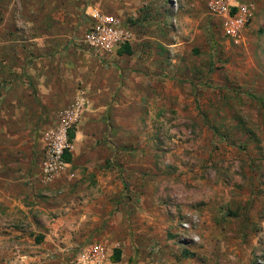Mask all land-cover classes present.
<instances>
[{"label": "rangeland", "instance_id": "374dc122", "mask_svg": "<svg viewBox=\"0 0 264 264\" xmlns=\"http://www.w3.org/2000/svg\"><path fill=\"white\" fill-rule=\"evenodd\" d=\"M208 2L127 0L129 10L122 19L132 26L133 41L141 32H150L152 41L141 47L145 51L138 53L139 65L109 64L117 67L112 71L118 72L119 86L107 107L106 133L88 152L91 169L103 177L114 172L115 180L121 181V198L127 206L161 219L155 240L152 225L145 227L147 236L137 237L127 215L130 210H125L124 224L136 254L150 256L155 247L160 253L169 235L177 247L200 244L194 214L208 206L225 232L216 243L209 242L207 259L211 264H231L232 259L223 256L225 243L243 248L248 230L256 224L250 210L243 207L240 214V207L233 210L224 200L235 198L238 191V198L250 202V195L260 196L264 187V56L260 59L250 52L253 46L264 45V0H240L251 4L253 16L237 43L222 35L218 20L207 12ZM82 155L81 149L78 156ZM87 179L91 184L97 181ZM70 184L74 182L61 183ZM216 198H222L220 205ZM115 203L105 219L109 225L119 219L121 201ZM167 218L175 221L174 234L165 233ZM112 225L108 248L115 243L110 241L116 231ZM232 228L239 232L237 238L229 234ZM100 229L85 233L88 237L71 252L90 242L102 244ZM139 260L133 257L128 264ZM245 261L264 264L262 253Z\"/></svg>", "mask_w": 264, "mask_h": 264}, {"label": "crops", "instance_id": "0c3cea01", "mask_svg": "<svg viewBox=\"0 0 264 264\" xmlns=\"http://www.w3.org/2000/svg\"><path fill=\"white\" fill-rule=\"evenodd\" d=\"M92 8L121 18L129 10L127 0H0V264H67L76 251L72 253L71 249L88 237L85 233L90 235L97 228H101L98 238L106 246L112 224L105 219L116 201H121V211L112 225L116 231L110 241L115 243L113 248L106 246L112 254L120 250L121 259L115 264H128L133 257L140 259L139 264H211L208 244L211 240L216 243L225 231L216 225L215 212L208 206L196 209L194 214L200 224V244L177 247L176 239L169 235L160 253L155 247L150 256L136 254L130 245L132 235L124 224L125 210H130L127 215L137 237L149 233L146 225L160 226L161 219L152 214L146 217L127 206L121 198V181L115 180L114 172L103 177L102 172L90 168L88 151L106 133L107 107L119 86L118 72L112 71L117 67L112 68L110 63L139 65L142 58L137 59L138 53L145 51L141 47H148L152 41L150 32H141L128 45L129 54L119 55L121 48L110 54H94L82 42ZM250 52L261 59L264 45L260 49L253 46ZM79 89L84 90L88 105L73 130L69 164L70 169L76 168L72 172L69 169L60 181L41 185L39 136L57 123L59 113L70 105ZM261 145L264 148L263 140ZM81 149L84 155L78 156ZM92 177L97 178L95 184L87 179ZM72 181L70 186L61 185ZM259 193L250 195V202L238 198V191L235 198L224 200L233 210L240 207V214L243 207L250 210L251 221L256 224L253 231L248 230L243 248L220 243L223 256L232 259L231 264H248L245 259H252V254L262 253L264 258V187ZM216 199V205H220L222 198ZM167 220L165 233L174 234L175 221ZM232 229L229 234L237 238L239 232ZM155 230L151 235L154 240L153 233L160 229Z\"/></svg>", "mask_w": 264, "mask_h": 264}, {"label": "built area", "instance_id": "2783aa9c", "mask_svg": "<svg viewBox=\"0 0 264 264\" xmlns=\"http://www.w3.org/2000/svg\"><path fill=\"white\" fill-rule=\"evenodd\" d=\"M251 11L249 5L237 0H209L207 3V12L218 20L222 35L236 43L253 16ZM87 17L90 22L82 42L94 54H110L132 43L133 28L121 17L97 8H92ZM87 105L84 90L79 89L70 105L59 113L57 123L40 134L42 158L38 181L41 185L49 186L68 174L70 164L64 155L73 150L69 134L80 122ZM183 227L189 226L183 224ZM111 258L112 252L105 245L90 242L79 246L67 264H115Z\"/></svg>", "mask_w": 264, "mask_h": 264}, {"label": "trees", "instance_id": "16d2710c", "mask_svg": "<svg viewBox=\"0 0 264 264\" xmlns=\"http://www.w3.org/2000/svg\"><path fill=\"white\" fill-rule=\"evenodd\" d=\"M129 53H130V48H129L128 45L123 46V47L118 51V54H119V55H121V54H129ZM73 136H74V132L72 131V132H70V134H69V138H70V140L73 139ZM64 159H65L67 162L70 163L71 160H72V155H71V153L66 152L65 155H64ZM111 259H112V262H114V263L119 262L120 259H121V252H120V250L115 249V250L113 251V254H112V258H111Z\"/></svg>", "mask_w": 264, "mask_h": 264}]
</instances>
